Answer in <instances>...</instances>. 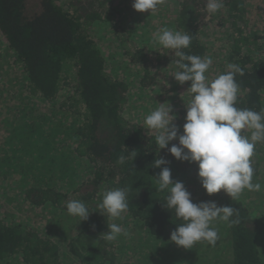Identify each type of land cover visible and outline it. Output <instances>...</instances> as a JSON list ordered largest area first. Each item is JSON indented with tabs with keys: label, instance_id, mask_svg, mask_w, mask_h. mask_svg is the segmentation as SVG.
<instances>
[{
	"label": "trees",
	"instance_id": "1",
	"mask_svg": "<svg viewBox=\"0 0 264 264\" xmlns=\"http://www.w3.org/2000/svg\"><path fill=\"white\" fill-rule=\"evenodd\" d=\"M205 4L206 0H174L170 6L161 0L155 12L162 17L154 23L150 12L144 15L147 19L134 14L132 0H0V66L5 63V71L0 68V111L5 110L0 118L13 129V140L0 136V150L6 153L0 179L7 181L4 167L14 168L21 178L18 186L25 187L22 213L4 214L5 207L0 208V264H65V253L74 264H264V219L224 191L209 196L197 164L158 150L154 135H148L142 123L126 118L129 86L108 72L93 37L100 23L111 25L117 35H133L130 25H146L154 33L165 27L187 32L192 40L186 54L213 59L208 79L225 72L229 63L238 65L243 75L235 77L236 107L264 112V0H223L215 14L207 13ZM207 31L214 42L204 41ZM221 37L226 40L216 47ZM143 39L153 47L128 49L127 43L124 51L144 70L143 83L148 86L155 78L151 91H156L160 77L149 75L154 69L170 68L171 81L190 101V82L181 85L172 77L177 70L171 64L173 51L163 49L154 36ZM58 115L60 122L54 123ZM64 115L74 118L66 130ZM48 131L53 132L52 139ZM120 155L127 157L122 165L117 163ZM27 156L28 165L37 168L24 165ZM159 157L170 162L174 182L196 175L198 188L190 192L194 203L212 201L238 211V217L231 218H238L237 224L213 222L218 232L214 246L202 241L184 249L170 240L182 221L164 207L168 191L157 190L155 178L161 169L153 164ZM251 164L255 169L264 165V142L256 144ZM81 167L86 173L82 180ZM33 173L37 175L29 180ZM114 188L129 190L128 210L114 221L128 235L107 242L99 239L108 228L97 205L102 194ZM74 199L86 204L91 214L87 221L67 214L66 204ZM129 242L132 245L125 246ZM154 245L168 252L160 256ZM131 246L135 251L127 255Z\"/></svg>",
	"mask_w": 264,
	"mask_h": 264
},
{
	"label": "clouds",
	"instance_id": "2",
	"mask_svg": "<svg viewBox=\"0 0 264 264\" xmlns=\"http://www.w3.org/2000/svg\"><path fill=\"white\" fill-rule=\"evenodd\" d=\"M161 0H132V8L138 13H154ZM223 8L222 0H206L205 10L215 14ZM154 40L163 49L172 50L176 71L172 75L181 85L190 82L187 92L192 98L186 104L185 123L181 133L174 123L172 107L159 104L144 119L143 128L148 135H154L158 150L167 149L177 161L198 165V178L209 196L224 191L232 199L245 189L261 191L260 183H253L254 169L251 158L258 142H264V112L236 107L239 86L236 75H243L242 69L229 63L226 71L214 80L206 73L213 64L211 57L186 54L192 36L183 31L167 27L154 33ZM170 64V65H171ZM250 131V135L246 134ZM178 139V144L172 143ZM169 144L172 146L169 148ZM135 156L136 152H130ZM127 157L120 155L117 163L124 164ZM170 162L163 157L154 161L153 167L161 169L155 178L157 190L168 191L164 207L182 221L170 234V240L178 247L192 249L198 242L215 245L218 232L213 222L239 223L238 211L230 206H218L212 201L194 203L192 195L184 183L173 182ZM127 188H114L102 194L97 205L99 212L107 219V232L99 239L116 241L127 230L114 222L122 218L128 210ZM67 214L87 221L90 213L80 200H70L66 204ZM95 229V225H93Z\"/></svg>",
	"mask_w": 264,
	"mask_h": 264
},
{
	"label": "rangeland",
	"instance_id": "3",
	"mask_svg": "<svg viewBox=\"0 0 264 264\" xmlns=\"http://www.w3.org/2000/svg\"><path fill=\"white\" fill-rule=\"evenodd\" d=\"M168 5L172 6L174 4V0H167ZM223 3V0H222ZM93 5V4H91ZM134 14H137L138 17L147 19L144 15H148L149 12L145 13H138L134 11ZM141 14V15H140ZM154 19V23L156 21H159L158 18H161L162 15L158 14L156 12L152 13ZM140 15V16H139ZM165 18V17H164ZM216 22H220L219 20L215 19ZM144 22V21H142ZM150 22V21H147ZM145 23V22H144ZM143 24V23H142ZM131 30L134 32L133 35H130L128 33H120L119 35L115 34L113 31L111 25L109 24H98L93 32V37L95 41L99 44V47L103 51V54L106 58L107 65H108V72L112 74L117 79H120L124 82H126L129 86V93L130 96L129 104L125 110V116L128 120L132 122H139L144 125V119L147 115H149L154 109L153 106L156 105V100L159 98H163L159 104L167 103V107H172L173 112L172 115L176 116V120L174 123L180 128L181 133L183 131V127H181L182 120L185 121V116L183 114H180L182 109H186V104L189 102V99H186L185 93L182 91V88L179 86H176V83L174 81H171L170 74L171 69L169 68L168 71L166 70V67L160 68L158 70L154 69L152 73L149 76L156 77L157 75L160 77L158 78L157 82L158 88L156 91H151L154 83L155 78L153 80V83L150 85H145L143 83V80L145 78L144 70L139 64L132 63L129 58L124 54L125 47L127 48L128 43V49H132L134 46L142 45L146 50H149L153 46L149 43H145L143 37L149 38L150 36H154V32H149V26H146L144 28H137V26L130 25ZM209 28H215V26H209ZM226 40V37H221V41H218L220 43L215 44V46H220L221 43H223ZM204 41L207 43H210V41L214 42L212 37L209 36V32L207 31L206 35L204 36ZM124 43V45H123ZM5 63L0 66L1 70H4ZM12 72V70H11ZM165 101V102H164ZM180 106L178 107V105ZM0 115L5 113V110L2 109L0 111ZM63 126L62 128L64 130L68 129L69 126H66L67 124L74 121V118H70V116H63ZM21 120H23V117H19L17 123L20 124ZM70 121V122H69ZM60 122V116H57V120L54 121V123ZM12 126L9 121H6L2 118H0V136H6L7 142L12 139ZM146 130V129H145ZM50 135V139L53 138V132L48 131L46 132ZM178 141V139L176 140ZM6 142V144H7ZM0 146H3V143H0ZM12 146L7 144V153H11ZM0 169L2 168L3 159L2 157L6 155L5 150H0ZM9 157V155H7ZM31 160L29 156H27L24 161L25 166H29L28 162ZM31 168H37L36 165L29 166ZM41 168V165L40 167ZM7 172V181H1L0 179V208H4V214L11 212L10 214L22 213L20 211V208L25 207V204L23 202L20 203L22 195L24 196L25 193V187L18 186L20 183L18 181L21 180V178L16 177L15 173H13V169H7V166L4 167ZM25 169V168H24ZM42 169V168H41ZM254 176H253V183H260L261 184V191H248L245 189L242 193H240L236 198L245 204L247 209L254 215L258 216L262 219H264V165H260L258 168H254ZM27 170V169H26ZM38 171V170H37ZM79 173L81 175V180L85 176V170L81 167L79 170ZM172 172V171H171ZM36 173H33L31 177L36 176ZM33 178H30L29 180H32ZM178 181L184 183L186 189L188 192H194L196 189L194 187L198 188L197 186V177L194 174L188 175L181 179L177 178ZM174 180V179H173ZM174 182V181H173ZM176 182V181H175ZM63 183V181H61ZM66 185H68V182H65ZM23 198V197H22ZM11 200V201H9ZM20 203V204H19ZM264 221V220H263ZM137 232H139L140 229H136ZM144 236V234H143ZM264 240V238H263ZM125 242V240H124ZM119 243H123L119 240ZM132 245L131 242L127 243L125 246ZM155 249H158L159 255L168 252V249L166 247H162L160 245H154ZM134 247L131 246L129 250H127V255H132V252H134ZM125 253V257H127ZM205 255V253H203ZM135 258V257H133ZM202 259V258H201ZM132 260V259H131ZM165 262H162L160 264H164ZM200 263L202 261L200 260ZM65 264H74L70 256L65 253Z\"/></svg>",
	"mask_w": 264,
	"mask_h": 264
}]
</instances>
